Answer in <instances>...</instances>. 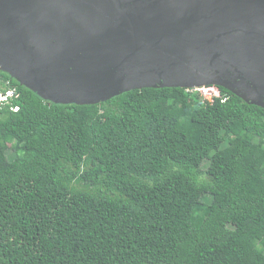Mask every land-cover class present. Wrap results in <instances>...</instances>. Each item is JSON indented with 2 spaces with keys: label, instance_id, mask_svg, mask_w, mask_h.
Segmentation results:
<instances>
[{
  "label": "trees",
  "instance_id": "16d2710c",
  "mask_svg": "<svg viewBox=\"0 0 264 264\" xmlns=\"http://www.w3.org/2000/svg\"><path fill=\"white\" fill-rule=\"evenodd\" d=\"M12 87L0 264H264V107L222 86L54 103L0 71Z\"/></svg>",
  "mask_w": 264,
  "mask_h": 264
},
{
  "label": "water",
  "instance_id": "95a60500",
  "mask_svg": "<svg viewBox=\"0 0 264 264\" xmlns=\"http://www.w3.org/2000/svg\"><path fill=\"white\" fill-rule=\"evenodd\" d=\"M0 71L54 103L216 85L264 107V0H0Z\"/></svg>",
  "mask_w": 264,
  "mask_h": 264
},
{
  "label": "built area",
  "instance_id": "2783aa9c",
  "mask_svg": "<svg viewBox=\"0 0 264 264\" xmlns=\"http://www.w3.org/2000/svg\"><path fill=\"white\" fill-rule=\"evenodd\" d=\"M187 91L190 92H197L201 95L202 97V104H205L208 100H213L215 98L218 97H222L223 100H225V98L222 96V93L219 89L218 86L216 85H209V86H201V87H193V88H186ZM16 93V88L12 87L9 88L6 92L2 91V89L0 88V105L2 104H6L10 102V97L15 96ZM12 110L14 111H18L19 110V106H12L11 107Z\"/></svg>",
  "mask_w": 264,
  "mask_h": 264
},
{
  "label": "rangeland",
  "instance_id": "374dc122",
  "mask_svg": "<svg viewBox=\"0 0 264 264\" xmlns=\"http://www.w3.org/2000/svg\"><path fill=\"white\" fill-rule=\"evenodd\" d=\"M258 170L260 172L264 171V160H261L258 165Z\"/></svg>",
  "mask_w": 264,
  "mask_h": 264
}]
</instances>
